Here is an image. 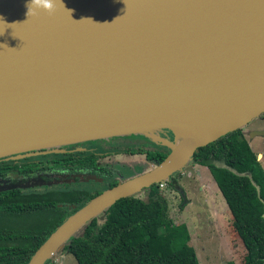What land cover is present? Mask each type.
<instances>
[{
    "label": "water",
    "instance_id": "water-1",
    "mask_svg": "<svg viewBox=\"0 0 264 264\" xmlns=\"http://www.w3.org/2000/svg\"><path fill=\"white\" fill-rule=\"evenodd\" d=\"M29 3L0 0V158L133 134L168 149L69 214L26 263L47 264L117 200L264 113V0H54L51 15Z\"/></svg>",
    "mask_w": 264,
    "mask_h": 264
},
{
    "label": "trees",
    "instance_id": "trees-1",
    "mask_svg": "<svg viewBox=\"0 0 264 264\" xmlns=\"http://www.w3.org/2000/svg\"><path fill=\"white\" fill-rule=\"evenodd\" d=\"M61 147L57 150H62ZM61 152L9 163L1 166L0 171L5 174L12 169L22 177L21 182L37 173L103 172L93 154ZM132 153L144 154L155 165L164 159L168 149L163 146L134 149ZM192 161L209 170L223 196L232 216V227L245 248L244 264H264V169L242 128L199 147ZM220 162L236 172L217 165ZM13 178L15 181L16 176ZM166 182L175 183L172 178ZM115 184L112 181L109 186ZM142 191L144 197L137 193L117 200L104 215L93 218L77 231L63 249L73 255L77 264H199L194 248L188 243L186 224H175L168 215V204L160 193L159 183ZM99 193L70 187L1 191L0 264H26L50 233L73 212L69 211L71 205L77 204L79 208ZM35 217H40L38 223L26 222Z\"/></svg>",
    "mask_w": 264,
    "mask_h": 264
},
{
    "label": "rangeland",
    "instance_id": "rangeland-1",
    "mask_svg": "<svg viewBox=\"0 0 264 264\" xmlns=\"http://www.w3.org/2000/svg\"><path fill=\"white\" fill-rule=\"evenodd\" d=\"M242 130L247 135L251 149L259 156L258 159L264 169V114L243 126ZM158 134L169 141L174 137L170 131ZM120 138L123 143H129L131 146L140 145L145 150L162 147L160 140L155 142L140 134L124 135ZM94 142L101 146L115 144L113 139L106 138ZM136 147H132L133 150ZM60 151L62 150H57ZM54 152L49 150L43 154ZM39 154L35 153L32 159L39 157L41 155ZM113 163L126 170L129 177L146 172L154 165L142 153L128 155L117 153ZM171 178L175 183L171 185L166 181L159 182V190L167 201L169 217L175 224H186L190 234L188 243L194 248L199 264H244L245 248L232 227V216L209 170L191 161ZM44 182L45 180L32 179L23 190H33L39 186L41 187L37 190L71 187L69 180L61 174L51 175L50 181ZM202 184L204 187H201ZM86 186L102 189L105 184L91 181ZM138 195L144 197L145 192L141 191ZM39 218H29L26 222L38 223ZM49 261L51 264H77L73 255L64 249L56 252Z\"/></svg>",
    "mask_w": 264,
    "mask_h": 264
},
{
    "label": "flooded vegetation",
    "instance_id": "flooded-vegetation-1",
    "mask_svg": "<svg viewBox=\"0 0 264 264\" xmlns=\"http://www.w3.org/2000/svg\"><path fill=\"white\" fill-rule=\"evenodd\" d=\"M257 118H260V116H258ZM162 132L164 133L165 131H162ZM101 139H105V138H101ZM106 139H110V140L113 139V142H115V144L112 143L106 146H101L97 144L96 142H94L96 140H99V139H96V140L84 141V142L70 144V145L61 147L62 148L61 153L83 152L85 155L93 154L94 156H96V165L100 168H103L102 169L103 172L97 173V174L85 172V173H78V174L63 175L69 180V185L71 186L70 188H83V189H87L90 191L101 192L105 190L106 188L111 187V185L109 186L110 182L115 181L116 183H118L130 176L126 170L120 168V166H116L113 163L115 156L117 153L118 154L121 153L125 155L132 154V150H133L132 147L137 146L136 149H144L143 146H140V145L131 146L129 143H123L120 141L121 139L120 136L109 137ZM91 146H94L95 149L92 148ZM45 150L46 149L31 151L30 154L24 153L22 154L23 155L22 157L20 155L1 157L0 167L1 166L5 167L9 165V163H16L18 161L33 160L32 158L35 153H40L41 155H44L43 153H45L44 152ZM47 151H49V149ZM51 175H57V174H54L52 172L51 173H37L35 175H31L27 177L23 183H28V181L32 179H40V180H45V182H49ZM15 176H16V180L13 181L14 180L13 177ZM91 176H95V178H92ZM21 181H22V177L17 174H14L12 172V169H10V171H6L5 174L3 173V171H0V183H3V182L4 183H18ZM91 181H96V183L105 184V187L102 189H99V188H91V187L86 186ZM39 187H36V189ZM76 205L77 204L71 205L69 211H74L75 208L77 209Z\"/></svg>",
    "mask_w": 264,
    "mask_h": 264
},
{
    "label": "clouds",
    "instance_id": "clouds-1",
    "mask_svg": "<svg viewBox=\"0 0 264 264\" xmlns=\"http://www.w3.org/2000/svg\"><path fill=\"white\" fill-rule=\"evenodd\" d=\"M36 9H42L51 15L55 11L54 0H30L28 4V14L35 15Z\"/></svg>",
    "mask_w": 264,
    "mask_h": 264
},
{
    "label": "crops",
    "instance_id": "crops-1",
    "mask_svg": "<svg viewBox=\"0 0 264 264\" xmlns=\"http://www.w3.org/2000/svg\"><path fill=\"white\" fill-rule=\"evenodd\" d=\"M245 136H247L246 134H245ZM247 140H248V138H247ZM198 166H201V165H199V164H197ZM202 167H204V166H202ZM206 168V167H205ZM215 182V181H214ZM216 184V183H215ZM201 187H204V185L202 184L201 185Z\"/></svg>",
    "mask_w": 264,
    "mask_h": 264
}]
</instances>
